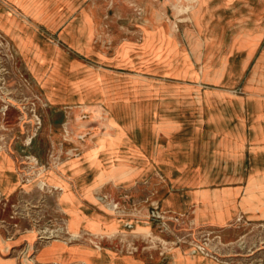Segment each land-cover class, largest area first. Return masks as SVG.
Wrapping results in <instances>:
<instances>
[{"label":"rangeland","instance_id":"374dc122","mask_svg":"<svg viewBox=\"0 0 264 264\" xmlns=\"http://www.w3.org/2000/svg\"><path fill=\"white\" fill-rule=\"evenodd\" d=\"M250 92H264V0H0V156L19 183L0 192V264H41L56 242L92 264H264V149L219 146L249 122ZM254 171L258 196L226 226L163 204ZM92 188V214L121 229L71 231L63 197Z\"/></svg>","mask_w":264,"mask_h":264},{"label":"crops","instance_id":"0c3cea01","mask_svg":"<svg viewBox=\"0 0 264 264\" xmlns=\"http://www.w3.org/2000/svg\"><path fill=\"white\" fill-rule=\"evenodd\" d=\"M239 100H243V104H247V108L243 111H247L248 117L250 116L249 122L252 121V123H243L246 119L240 117L241 122L239 125L235 124L230 126V128L223 129L222 134L219 135V146L223 150L222 153L229 156L240 154L242 147L247 143L256 148L264 149V92H250L248 97H240ZM240 110V115L242 116L244 112H242V108ZM16 171L17 163L15 158L9 154L1 155V194L11 195L17 190L19 183L17 182ZM258 176L256 171L251 172L249 175L238 172L232 176H226L225 174H218L215 177L201 176V182L196 185L200 188L187 189L188 191L186 190L184 193H171L163 204L169 210L179 212L198 207L197 219L201 225L223 227L234 220L236 216L246 212L249 207V198L252 194L258 196L257 191H254V193L249 192L253 184L251 181L259 179ZM207 179L218 181L233 179L235 183L213 188L212 186H204L205 184L207 185V182L203 183V181ZM92 190L93 188L85 191L79 190L77 193L69 190L64 195L62 205L66 207V211L71 215V231L80 232L81 229H84L83 231L100 233L104 229H107V231L121 229L123 226L121 219L111 217L105 220L101 216L92 214L97 213V210L83 199L85 196L90 197L94 193ZM96 255V251H92V249L56 242L44 247L39 252L37 260L41 264H92V259ZM117 263L144 264L136 258L112 256L111 264ZM178 264L198 263H194L190 257H186L179 259Z\"/></svg>","mask_w":264,"mask_h":264},{"label":"bare ground","instance_id":"6f19581e","mask_svg":"<svg viewBox=\"0 0 264 264\" xmlns=\"http://www.w3.org/2000/svg\"><path fill=\"white\" fill-rule=\"evenodd\" d=\"M33 233V232H32Z\"/></svg>","mask_w":264,"mask_h":264}]
</instances>
